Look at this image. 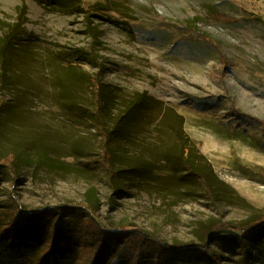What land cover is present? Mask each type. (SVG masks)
Returning a JSON list of instances; mask_svg holds the SVG:
<instances>
[{"label":"rangeland","instance_id":"rangeland-1","mask_svg":"<svg viewBox=\"0 0 264 264\" xmlns=\"http://www.w3.org/2000/svg\"><path fill=\"white\" fill-rule=\"evenodd\" d=\"M15 204L264 264V229L214 233L264 222V0H0V228Z\"/></svg>","mask_w":264,"mask_h":264},{"label":"trees","instance_id":"trees-1","mask_svg":"<svg viewBox=\"0 0 264 264\" xmlns=\"http://www.w3.org/2000/svg\"><path fill=\"white\" fill-rule=\"evenodd\" d=\"M102 104L99 100L97 114ZM103 134L102 157L93 166L102 175L111 177L112 153L107 147L110 137L107 131L103 130ZM197 177L206 189L209 188L206 177ZM7 213L11 216L0 228V246L6 244L17 262L33 259L39 254L41 245L44 248L37 264L45 261L47 264H185L186 260L192 261L193 256H207L213 264H221L215 256L205 254L202 245H168L136 228L105 230L79 206L63 205L29 211L15 204ZM255 224L247 222L240 227L219 225L214 233L219 236L227 229L253 237L264 229V222Z\"/></svg>","mask_w":264,"mask_h":264}]
</instances>
